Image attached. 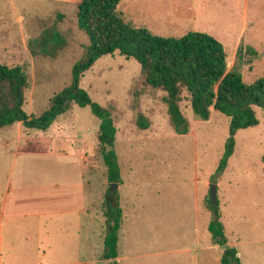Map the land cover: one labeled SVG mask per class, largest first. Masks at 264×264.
Here are the masks:
<instances>
[{"label": "rangeland", "instance_id": "obj_1", "mask_svg": "<svg viewBox=\"0 0 264 264\" xmlns=\"http://www.w3.org/2000/svg\"><path fill=\"white\" fill-rule=\"evenodd\" d=\"M79 1L0 0V64L26 68L29 88L23 111L28 116L39 117L72 84L73 67L89 45L77 28ZM204 1L223 36L201 31L223 46L228 71L240 73L246 85L264 78V56L253 57L241 45L240 55L232 57L227 32L230 14L236 15L232 3ZM197 2L122 0L118 11L136 29L180 38L194 31L189 10ZM260 10L259 25L250 29L264 36V7ZM55 32L67 47L53 60L42 56L41 49ZM80 88L110 111L117 130L113 152L120 189L107 181L97 140L99 121L88 107L74 105L46 133L27 131L21 124L0 129V264H108L103 259L108 229L102 210L108 192L122 210L117 264H220L225 248L236 250L239 264H264L261 109L254 108L256 127L236 133L233 155L219 172L229 118L212 112L209 121L198 120L186 91L179 108L188 133L178 135L169 120L166 94L146 85L133 59L118 52L101 57L84 73ZM138 114L145 117L147 130L137 126ZM16 130L29 137L19 142L21 152L12 164L8 152L18 147ZM35 135L49 144L35 141ZM212 184L217 187L215 206L209 196ZM113 185L117 188L111 191ZM209 205L218 211L226 247L213 243L209 225L215 215Z\"/></svg>", "mask_w": 264, "mask_h": 264}, {"label": "trees", "instance_id": "obj_2", "mask_svg": "<svg viewBox=\"0 0 264 264\" xmlns=\"http://www.w3.org/2000/svg\"><path fill=\"white\" fill-rule=\"evenodd\" d=\"M121 1L78 2L77 28L88 37L89 45L73 67L72 84L56 94L50 100L48 109L39 117L28 116L23 111L29 88L26 68L0 64V129L21 124L26 129L45 132L58 117L69 113L74 105L88 107L99 121L97 140L107 170V181L109 185H119L121 179L113 152L117 130L110 111L92 102L87 92L80 88L84 73L98 59L118 52L126 60L133 59L139 64L147 86L166 94L164 102L169 120L178 135L188 133L187 121L179 108L183 91L188 93L191 109L198 120L209 121L212 112L229 118V136L218 167L221 172L233 155L236 133L259 124L254 108L264 112V78L246 85L240 73L234 69L228 71L223 46L207 34L190 32L180 38H163L145 29L132 27L118 11ZM66 47L65 38L60 32H55L51 38L44 40L41 54L54 60ZM239 55L240 50L236 57ZM137 126L141 130L149 128L142 114L137 115ZM209 209L215 215V220L209 225L213 243L226 247L218 211L210 205ZM102 210L108 229L103 259L108 264H117L122 210L110 192ZM220 264H239L236 250L225 248Z\"/></svg>", "mask_w": 264, "mask_h": 264}, {"label": "crops", "instance_id": "obj_3", "mask_svg": "<svg viewBox=\"0 0 264 264\" xmlns=\"http://www.w3.org/2000/svg\"><path fill=\"white\" fill-rule=\"evenodd\" d=\"M228 1L230 2V4L232 3L231 7L233 10L236 11V15L232 16V14H230L231 18H230V22L228 23L229 26L227 30V32L228 31L230 32V39L232 42V49H231L232 57L236 56L237 51L239 50V47L241 45L253 57L264 56V45L261 44V41H264V36L258 35L259 30H255L252 32L251 31L252 29H250L254 26L259 25L257 22V19H258V15L261 16L260 8L264 7V5L261 6V3L264 2V0H228ZM203 4L205 8L206 2L204 0H198L197 4H195V8H193L192 10H189V12H191V16L194 21L193 23L194 31L192 32L202 33L201 30H204V31L209 30L211 31V34H218L220 36H223L222 33L220 32L221 30H219V23H218L219 20L217 21V18L215 16H212L211 13H208L207 8L206 9L203 8ZM202 21L206 23H203ZM184 22H186L185 19H183L181 23L186 24ZM17 125H20V124H16V126ZM26 130L29 131L30 129H26ZM16 131L19 134V137L17 140L18 147L14 151L8 152V155L12 157V164L16 163L17 161L16 159L19 157L20 152H21L19 142L22 140L23 137H26V138L29 137L26 133H21L18 130ZM46 132L47 131L43 133H46ZM23 134H26V136H23ZM34 138H37L35 139V141L43 142L45 145H48L50 142L49 139H46V138L41 139V138H38L37 135H35ZM31 139L33 140V138H30L29 140ZM8 145H9L8 143H5V147L7 149H9L10 147V146L8 147ZM7 180H12V175H8ZM118 187L120 189V185H118ZM9 191L10 190H8V193ZM198 206H199V203H198ZM0 209H1V205H0ZM0 233H1V230H0ZM1 243H2V238L0 235V245ZM118 260H119V257H117L116 259L117 263H118Z\"/></svg>", "mask_w": 264, "mask_h": 264}, {"label": "water", "instance_id": "obj_4", "mask_svg": "<svg viewBox=\"0 0 264 264\" xmlns=\"http://www.w3.org/2000/svg\"><path fill=\"white\" fill-rule=\"evenodd\" d=\"M113 189L111 188V191L115 190L117 188V186L113 185ZM209 196H210V202L212 206H215L217 201H216V192H217V187L215 185H210L209 186Z\"/></svg>", "mask_w": 264, "mask_h": 264}]
</instances>
